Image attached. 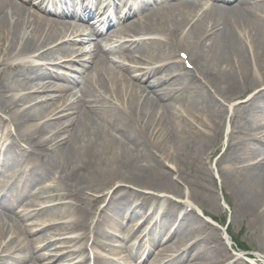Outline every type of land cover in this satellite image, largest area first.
<instances>
[{
    "label": "bare ground",
    "instance_id": "bare-ground-1",
    "mask_svg": "<svg viewBox=\"0 0 264 264\" xmlns=\"http://www.w3.org/2000/svg\"><path fill=\"white\" fill-rule=\"evenodd\" d=\"M101 1L0 0V115L13 128L7 132L24 143L0 150V264H36L44 257L63 264H104L97 257L73 262L74 255L85 251H73L67 244L84 240L91 231V248L110 247L117 254L124 245L112 232L121 233V226L107 225L117 219L104 208L112 201L114 211L133 217L150 200V195L126 188L125 195L115 198L120 185L175 191L171 175L151 152L165 154L179 176L188 159L205 167L215 152L210 144L223 127L225 110L217 99L234 102L248 90L233 106L232 131L222 157L239 205L237 216L264 227V0H112L107 22L115 28L106 36L88 21L97 18ZM131 16L135 19L122 24ZM111 36L120 39L112 41ZM34 49L40 63L34 62L37 57L25 65L11 63ZM180 53L186 57L173 61ZM115 54L143 68L125 66ZM66 58L71 59L68 75L48 72L51 61L62 66ZM78 83V92L72 93ZM10 160L28 165L20 186L14 184ZM46 176L58 187L51 198L58 203L35 211L41 222L37 235L28 238L34 234L32 224L23 223L28 216L15 213V206L23 197L41 193L38 187ZM201 181L210 184L212 177L201 173ZM110 186L115 187L109 201L91 227L88 208L104 198L100 194L97 200L92 193ZM66 216H74L75 222L53 225L55 217ZM142 227L149 230L148 239H138L133 262L148 243L149 249H158L147 264H218L224 255L215 229L190 213L177 216L167 208L158 224L149 220ZM204 228L206 249L193 239ZM68 231L79 233L63 239L51 254H35L52 246H38L51 235ZM178 237L193 245L167 255L165 242Z\"/></svg>",
    "mask_w": 264,
    "mask_h": 264
},
{
    "label": "rangeland",
    "instance_id": "rangeland-1",
    "mask_svg": "<svg viewBox=\"0 0 264 264\" xmlns=\"http://www.w3.org/2000/svg\"><path fill=\"white\" fill-rule=\"evenodd\" d=\"M47 1L48 0H46V2ZM109 1L110 0H107V2ZM111 2L112 0L109 2V6L113 8V4ZM103 6L104 5H100L98 7V9L100 8V10H96V14L94 16H96L97 18L93 19L91 16L89 18V21H92L90 25H93L94 29L100 32V34L104 33V36H106L110 33L111 30L115 28V26L111 25L110 22H107V20L103 22L102 19L99 20V18L104 15V10H102ZM122 12L125 13L124 9ZM109 13L111 12L109 11ZM133 19H135V16H131L129 19L122 22V24L129 22ZM111 38L112 41L120 39L117 36H111ZM112 41H110L109 43H103L102 46H108ZM92 49L93 45L91 43L88 45L87 50L90 51ZM32 51L35 52V49ZM181 56L185 57L186 55L180 53L173 61L176 62L180 60ZM57 57L60 58L59 56ZM18 59L19 57L12 60L11 63H18ZM114 59L118 60L119 62H122L125 66H134L138 69L143 68L142 64L133 65L118 54L114 55ZM62 61H65L62 66L60 65L61 61L59 60L51 61V63L53 64L48 65V72L56 75H68L70 73L69 63L71 62V59L66 58ZM176 71L181 75L183 81L186 80V77L183 74L182 67L178 65ZM55 82L59 84H64L63 81L55 80ZM77 86H79V83L73 86L71 90L72 93L78 92ZM250 92L251 90H248L247 92H245V94L242 95L241 99L234 102H225L217 99L218 104L222 107V109L225 110V115L220 135L217 138H213L214 140L210 144V150L214 148L215 152L210 155L209 160L207 161V165H205V167H201L198 161L193 162L192 159H188L186 161L185 167L183 168L184 170L181 169L180 171V176H183L184 180L179 176V173H175L172 171L174 167L170 159L166 158L165 154H162L161 152L154 154L153 152H151L152 157L157 156V160L165 166L164 171L171 175L170 181L173 187L176 186V190L164 191L157 189H140L128 183H126L125 185L121 184V188L116 193L115 198H118L121 195H125V188L128 190H134L136 192L139 191L140 193L150 195V200L148 204L137 214L133 215V217H131V214L127 211H114L112 201L110 202L109 206H107V208H104L105 210H109L108 214H111L113 217H115L114 220L117 219L114 222L111 221L107 225H109L110 228L113 229L121 226L120 229L122 231V234L115 231H113L112 234L115 240L121 242V244L124 245V248L119 250L117 254L112 252L110 247H106L104 249L91 248V243L94 238V235L91 231H88L84 240L79 242L74 241L72 243L67 244V247L73 251L77 250L78 248H83V250L85 251L84 253L74 255L73 258L76 259H74L73 262L80 261L83 258H89V260L92 261L93 259H96V257L97 259H102V262L104 264H124V259H126L127 262H131L129 264H147V262H151L155 256L154 253L157 252L158 248H154L152 250L149 249V243L147 245L145 244V248L143 250L142 255L139 253V256H141L140 259H137V261L133 262L131 261L130 257L136 255V253L138 252V239L143 237L146 238L145 240L148 239V237L141 235L142 232L146 229V227L142 226L149 220H152V223L157 221L158 224L161 218V214L167 208H169L170 211H173L177 216H182L184 213H190L191 215L198 218L201 222L205 223L208 228L215 229L216 233L220 238V245L224 251V255L222 256L218 264H264V227L256 228L255 226H253V224L250 223L249 218L237 216L239 205L237 204V201L233 194V190L230 185L231 178H227V164L225 163L222 157L226 149L227 142L229 140V135L232 131V122L230 121V117L233 113V106L240 100L246 98ZM52 93L54 95H59L54 91ZM38 101H40V99H38ZM57 101L59 104V98ZM260 118L264 120L263 113L260 114ZM34 123L35 121L31 122L30 125ZM10 130H13L10 123L7 121L6 118H3V116L0 115V150L2 151L10 147L11 144H13L14 146H24L23 142L19 141V139L15 138V136L7 132ZM251 142L253 143V145H256L255 141ZM149 158H151L150 154ZM159 158L161 159V161L159 160ZM9 162H13V165L9 171L14 173L15 175L13 177L14 184L20 186L22 184V172L28 169V165L26 164V162L22 161L21 163L14 160H10ZM183 172L185 173L182 174ZM201 173L207 175L210 174L212 177V183L210 182V184H206L204 181H201ZM179 177L182 179V181ZM2 182H4V180H2L0 177V184ZM102 185L105 184H99V186ZM35 186L36 184L34 185V188ZM115 186H110L111 189L109 190L106 187H97L98 189H95L93 191L92 194L95 196V198H97V200L98 198H100V194H103L104 198L91 203L88 208V223L89 225H91V227H93L94 225H92L91 223H93L95 219H97V216H99L103 207L108 203L111 193ZM38 188L41 189V193L33 194V197H23L15 206V213L22 216H28L26 218V221H24L23 223L32 224L31 227L33 228L32 230L34 234L28 236V238H34L37 235L36 232L38 231V227L36 226V224L38 222H41L39 221V218H36L35 211L46 207H53L58 203L57 200H51V198H53L52 196L57 194L56 191L58 189L56 183L52 182L51 177L46 176V178L43 180V182L39 185ZM205 188L209 189L210 194L204 190ZM67 201L68 200H64V202ZM22 209L28 210L21 213ZM54 220L55 222L53 223V225H55L57 228L59 227V223L61 222L67 224L74 223L75 217L66 216L62 219H58V217H55ZM174 228L175 227L171 229V232ZM186 229L191 232L193 227L191 226V224H187ZM130 230H132V236H130L129 239L125 240L123 238V234L125 232H130ZM78 233L79 232L75 231L61 232L59 235L58 233H55L54 235H51V238L48 241H45L44 243L38 245L39 247H41L42 244L52 246H44L42 251L39 252L38 250H36L35 254H39L43 251L48 254H51L54 251H57V249L62 246L61 243H63V239L73 238ZM208 238L209 236L207 228L196 231L195 235L193 236V239L200 242L198 243V246H203L205 249L209 246ZM235 241H237L238 244L243 246L245 250H240ZM165 243L168 244V247L166 249L168 251L167 255H177L182 251L188 249L190 245H193V242L189 241L187 238L184 237H178L172 240L170 239L168 240V242ZM85 244L87 247L86 249H84ZM167 255H164V257ZM49 259V257L41 258L36 262V264H63V262H53ZM166 263H170V261H167L164 264ZM20 264L27 263L22 262ZM65 264L71 263H66L65 261ZM89 264H92V262H89ZM181 264H186V262H182Z\"/></svg>",
    "mask_w": 264,
    "mask_h": 264
},
{
    "label": "trees",
    "instance_id": "trees-1",
    "mask_svg": "<svg viewBox=\"0 0 264 264\" xmlns=\"http://www.w3.org/2000/svg\"><path fill=\"white\" fill-rule=\"evenodd\" d=\"M235 243L237 244V246L242 249V250H245V248L243 246H241L240 244L237 243V241H235Z\"/></svg>",
    "mask_w": 264,
    "mask_h": 264
}]
</instances>
